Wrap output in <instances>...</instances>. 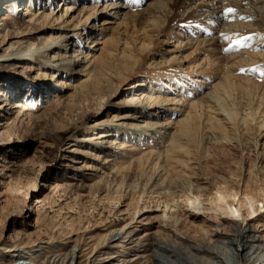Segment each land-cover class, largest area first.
Returning a JSON list of instances; mask_svg holds the SVG:
<instances>
[{"label":"bare ground","instance_id":"6f19581e","mask_svg":"<svg viewBox=\"0 0 264 264\" xmlns=\"http://www.w3.org/2000/svg\"><path fill=\"white\" fill-rule=\"evenodd\" d=\"M145 1L141 6L142 0H12L23 10V21L0 24V46L8 44L0 58L27 63L38 78L57 81L67 94L54 98L35 117L23 113L32 107L33 95L21 91L9 101L15 110L6 112L0 105V127L16 129L26 118L29 125L43 119L66 130L88 112L109 111L110 120L99 121L98 133L82 144L88 161L79 169L86 177L97 178V186L109 178L134 179L136 209L141 198L154 196L160 214L147 247L151 264H247L252 259L264 264V234L254 236L257 226L251 224L264 212L258 207L264 208V179L259 180L260 187L245 182L240 188L226 180L211 187L197 174L207 169L217 151L230 147L241 150V160L246 153L244 162L252 153L253 163L247 169L241 164L240 170L248 179L262 169L264 3L232 0L230 7L207 6L212 13L201 20L215 33L206 39L210 27L197 29L193 20L201 6L182 18L178 11L186 0ZM47 4L51 7L46 12ZM243 5L247 12L239 8ZM108 11H113L110 21L103 19L104 27L95 31L96 16ZM233 19L237 26L229 22ZM33 32L35 41L30 42ZM167 39L174 44L171 53L161 50ZM26 44V51L18 48ZM14 47L15 52L7 51ZM141 78L147 82L135 81L129 97L116 101L123 86ZM8 79L9 87L19 85L12 76ZM122 91L120 95L125 94ZM50 113L59 115L51 120ZM110 156L124 164H110ZM122 187L121 182L116 189L122 193ZM38 198V204L47 200ZM180 205L189 208L180 213ZM213 205L229 219L214 224L211 218H220L211 215L217 212ZM199 211L212 213L202 219ZM239 218L242 225L236 223ZM122 231L111 230L103 242L90 247L88 258L106 238ZM246 250L252 251L250 256ZM131 258L124 264L139 259Z\"/></svg>","mask_w":264,"mask_h":264},{"label":"rangeland","instance_id":"374dc122","mask_svg":"<svg viewBox=\"0 0 264 264\" xmlns=\"http://www.w3.org/2000/svg\"><path fill=\"white\" fill-rule=\"evenodd\" d=\"M235 1L241 2V0ZM147 2L142 0L141 6ZM262 2L264 3V0ZM231 4H233L232 0H186V6L178 13L179 17L186 18L201 6V10L194 13L193 20L197 29L205 30L209 23H205L201 18H208L212 13L211 10L206 9L207 6L215 9L230 7ZM205 5L206 7H203ZM77 6L80 8L79 5ZM50 7L47 4L44 10L46 9L47 12ZM239 8L247 10L244 5ZM21 11L23 12L22 9L20 11L16 9L12 0H0V24L22 23L20 17L24 15ZM112 12L98 14L93 29L99 31L104 27L101 25L102 20L109 18L107 20L110 21ZM229 22L236 26L239 23L236 19ZM209 27L210 31L206 39L215 33L214 27L212 25ZM34 34L35 32L31 34L30 42L35 41ZM7 45L0 46V55ZM28 45H21L18 48L23 51L27 48L24 46ZM173 45L172 40L167 39L161 48L162 52L171 53ZM16 49L14 47L7 51L13 53ZM224 51L226 49L221 52ZM142 70H145V67ZM10 76L19 85L9 87ZM76 79L77 76L73 78L74 82ZM146 80L141 78L130 81L128 86H123L117 93L116 101L129 97L131 93L129 91L135 81L146 83ZM59 87L57 81L49 79L44 81L38 78L36 72L28 68L27 63L18 62L14 58H0V105L6 112L15 110L9 106V101L14 100L12 96L27 90L33 95L31 97L33 103L32 107L23 113L39 116L47 110L48 104L54 98H65L67 93L59 90ZM122 90L125 94L120 95ZM135 95L138 96L139 92ZM3 100L6 104L2 102ZM58 115L50 113L49 119H57ZM105 119L110 120L107 110L98 113L88 112L79 123L71 125L66 130L43 119L34 125H29L26 123V118L16 129L5 130L0 127V264H21L22 261H31L32 264H124L132 259L131 257L139 258L134 264H151V260L147 259L149 254L147 247L154 240L153 233L158 225L157 216L160 214L154 196L141 198L136 209L137 194L133 190L134 179L109 178L107 182L105 180L97 186V178L86 177V171L79 169L82 163L88 161L85 159V149L82 144H87L88 139L91 140L94 134L98 133L99 128L95 125ZM249 136L252 139L253 135ZM249 153L244 162L243 157L246 153L243 152L241 160L242 152L239 148L230 147L223 152L217 151L209 161L207 169H198L199 171L196 172L199 178L202 181L207 180L211 187L223 180L232 181L234 186L237 184L240 188L245 182L251 187H260L259 180L264 179V157L260 165L262 167L260 173H254L253 177L248 179L244 170L240 171L241 164L247 169L253 163L252 153ZM109 160H112L110 164L116 166L124 164L113 156H110ZM104 172L110 174L109 170L104 169ZM121 182L122 193L116 189ZM55 185L57 186L53 190ZM37 197L38 199L46 197L48 201L38 204ZM254 203L252 205L256 207L257 204ZM202 204L206 209L210 207L207 202ZM219 205L223 207L225 202L222 201ZM259 206V211L264 210L261 209V204ZM187 208L189 207L180 205L179 212H185ZM241 208V215H244L246 207ZM211 213V211L206 213L199 211L198 216L207 219V215ZM38 214L42 216L39 220ZM214 214L220 218L218 220L211 218L214 224L217 221L221 224L222 219H229L222 213V208H217V212L211 215ZM248 222L246 220L245 224ZM236 223L242 225V220L239 218ZM251 224L257 226V229L253 230L254 236L263 235L264 212L253 218ZM120 228H123L120 234L111 239L106 238V243H102L88 258L91 246L103 242V237H107L111 230ZM181 237L183 239L184 236ZM261 240L264 242V235ZM166 245L172 250L168 243ZM251 253L252 251L249 250L244 252L247 256ZM93 255L95 256L92 257ZM153 261L155 260L152 259ZM256 262V259H252L247 264H256Z\"/></svg>","mask_w":264,"mask_h":264},{"label":"snow or ice","instance_id":"6c2138e0","mask_svg":"<svg viewBox=\"0 0 264 264\" xmlns=\"http://www.w3.org/2000/svg\"><path fill=\"white\" fill-rule=\"evenodd\" d=\"M231 11V10H230Z\"/></svg>","mask_w":264,"mask_h":264}]
</instances>
